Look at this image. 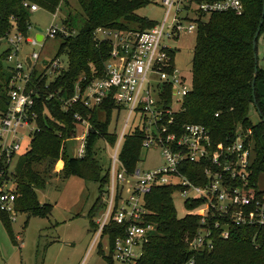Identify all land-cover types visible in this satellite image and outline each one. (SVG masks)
<instances>
[{"label":"built area","instance_id":"2783aa9c","mask_svg":"<svg viewBox=\"0 0 264 264\" xmlns=\"http://www.w3.org/2000/svg\"><path fill=\"white\" fill-rule=\"evenodd\" d=\"M157 1L166 11L162 22L152 29L96 30V40L112 46L110 58L102 74L97 71L82 74L75 83L73 95L67 98L64 88L53 90L58 77L68 69L62 67L60 57L44 63L42 53H28L25 47L41 45L44 48L48 39L57 35L66 38L75 32H70L64 23L60 27L52 24L41 33L36 30L35 35H31L32 27L27 36L14 29L0 40V44L5 42L7 46L5 62L13 74L8 111L0 116L1 210L15 213L16 191L5 185L6 177L12 175L9 168L22 149L21 131L35 129L34 135L39 130L37 108L45 99L59 100L66 112L78 105L100 110L112 101L118 115L123 112L127 115L115 146L104 140L112 163L111 183L106 196V214L97 232L108 242L109 264H140L144 247L157 232L156 225L146 221L149 211L145 198L162 186L175 187V194L196 211L200 228L187 239L190 250L196 253L213 250L217 233L221 239H228L233 227H264V192H259L250 181L255 160L253 143L248 142L252 131L245 133L240 128L234 139L215 143L204 125L187 124L179 128L174 115L183 110V101L190 94L192 83L188 84L181 76L173 51L166 43L181 34L197 33L199 24L212 15H242L244 4L242 0ZM24 7L30 13L40 9L30 2H25ZM57 15L58 10L54 20ZM38 34L43 36L41 42L36 38ZM51 77L54 79L50 80ZM43 80L46 83L41 88ZM176 104H179L177 110ZM75 117L81 122L82 130L80 139L74 138L77 143L74 154L83 158L92 125L90 118L85 119L79 113ZM133 118L137 120L135 128L145 131L143 151L160 150L163 164L150 171L137 168L129 174L119 154L126 135L131 132L127 130ZM193 165L197 168H191ZM129 177L135 178L136 183L131 186V196L120 205L124 192L121 182L129 185ZM110 222L124 227V233L117 235L112 243L108 236L103 237V230ZM183 264H195V260L191 258Z\"/></svg>","mask_w":264,"mask_h":264},{"label":"trees","instance_id":"16d2710c","mask_svg":"<svg viewBox=\"0 0 264 264\" xmlns=\"http://www.w3.org/2000/svg\"><path fill=\"white\" fill-rule=\"evenodd\" d=\"M263 1L242 0V15L216 14L199 24L193 56L192 90L183 101V110L174 115L179 128L187 124L206 126L215 143L234 139L240 128L245 133L252 131L248 142L253 143L255 160L250 181L256 188L259 175L264 173V70L258 69L253 89L257 66L253 40L260 24ZM25 2L36 4L54 15L63 0H0V40L14 29L25 36L29 34L31 13L24 7ZM78 3L86 17L83 25L74 35L66 38L57 35L61 44L56 57L67 55L68 69L58 77L53 90L64 88L66 98L73 95L75 83L82 74L96 71L102 74L104 64L110 58L112 46L96 40L97 29L145 31L158 24L138 14L150 5L148 0H78ZM63 23L70 32H75L72 16ZM129 24L137 27L131 28ZM263 30L264 25L261 33ZM6 57V52L0 55V116L8 111L13 75L5 65ZM172 57L174 59L173 53ZM36 78L37 74L34 80ZM45 83V80L41 82V88ZM254 108L259 111L261 121L258 124L250 119ZM115 109L112 101L100 110H88L78 105L67 112L57 99H45L39 105V130L12 174L17 185L15 214H27L29 218H49L52 215V206L41 204L37 192L46 188L53 168L62 160L65 162L62 178L79 177L99 184L100 196L89 213L92 226L96 231L99 229L93 219L103 207L102 196L109 192L111 174L108 171L103 175L95 147L101 139L111 147L117 143L119 135L117 130H112V123L115 113L117 122L120 115ZM103 111L106 118L101 121L99 113ZM77 113L85 119L90 118L92 125L83 158L74 154V138L82 130L81 122L75 117ZM144 138L145 131L137 127L123 141L119 159L129 174L134 173L141 162ZM71 141L74 145L68 148L66 144ZM191 168L197 167L193 165ZM176 191L173 186H162L145 198L149 211L146 221L155 224L157 232L144 247L140 264H183L191 258L195 264H264V227H233L228 239H221L216 234L213 250L199 253L190 250L187 239L198 232L200 221L196 215L178 217L173 200ZM0 220L15 242L11 217L1 210V206ZM123 233L124 227L110 222L103 230V237L108 236L112 243ZM99 252L104 254L101 245ZM104 258L108 264L111 262L105 254Z\"/></svg>","mask_w":264,"mask_h":264},{"label":"rangeland","instance_id":"374dc122","mask_svg":"<svg viewBox=\"0 0 264 264\" xmlns=\"http://www.w3.org/2000/svg\"><path fill=\"white\" fill-rule=\"evenodd\" d=\"M148 1L150 5L140 10L138 14L158 23L162 22L166 11L165 7L157 0ZM69 16H72L75 21L73 29L77 33L86 20L78 0H63L55 20L54 15L44 9L31 12L30 23L33 28L31 35L36 34L37 28L46 30L52 24L60 27L64 20H69ZM129 26L131 28L137 27L136 24H129ZM196 39V33H186L181 34L176 40L166 41L173 51L175 63L181 76L186 79L188 84L192 83V66ZM60 44L61 40L59 38H53L45 42L44 48L41 45H27L25 50L28 53L34 51L42 53L41 61L47 63L57 56ZM6 49L5 42H1L0 55ZM257 56L259 68L264 70V30L257 43ZM59 60L62 67L66 70L68 68L67 55H62ZM5 65L8 66L6 62ZM53 79L54 77L50 78V80ZM174 108L177 110L179 104H176ZM99 118L101 121H104L106 115L100 112ZM126 118L127 115L123 112L117 122L116 114L114 115L112 130H117L118 135L122 133ZM250 119L255 124L261 121L256 108L252 109ZM136 121L134 118L131 120L128 132L134 130L135 126H137ZM34 130L25 129L21 131L22 149L17 153L9 168L10 174L15 172L19 158L30 149ZM80 136L81 133L77 135V139H80ZM76 144L75 142V146ZM66 145L68 148L73 147L74 142H67ZM95 152L96 158L103 168L104 175L111 170L112 163L109 149L106 147L103 139L97 142ZM60 163L61 166H59ZM162 164L163 159L160 150L152 148L143 151L141 162L137 168L141 171H150ZM64 167L65 162L60 160L53 168L52 176L48 180L46 188L37 192L40 203L50 205L53 208L52 215L49 218H29L27 214H15L12 211L7 212L12 217L11 225L14 239H16L15 242L0 220V264H108L104 258V254L108 256L110 251L108 242L98 236V230H95L89 218V213L100 196V186L94 182H86L79 177L62 178ZM127 181H129V185H127V182H121L124 192L120 205L131 196V186L136 183V179L131 177L127 178ZM5 185L12 187L13 191L17 190L13 175L6 177ZM257 187L259 192H264V173L259 175ZM106 196V194L102 196L103 207L99 208L93 219V223L99 227V222L104 219L106 214ZM173 200L179 218L195 215L196 211L188 208L185 200L177 194H174ZM100 245L104 252L103 255L99 252Z\"/></svg>","mask_w":264,"mask_h":264},{"label":"water","instance_id":"95a60500","mask_svg":"<svg viewBox=\"0 0 264 264\" xmlns=\"http://www.w3.org/2000/svg\"><path fill=\"white\" fill-rule=\"evenodd\" d=\"M263 25H264V1H263V10H262V16H261L260 24H259V27H258L257 32L255 34L254 40H253V49L256 51L254 57L256 59V65H257L255 68V73H254V79H253V85H252L253 89L255 88L256 79L258 77V69H259L258 56H257V43H258L260 33H261V29H262ZM36 30L40 33L42 32V29H40V28H37ZM36 38L39 42H41L43 40V36L41 34H38ZM29 64H30V62H29ZM257 112L259 113L258 109H257ZM262 122L264 123V120Z\"/></svg>","mask_w":264,"mask_h":264},{"label":"crops","instance_id":"0c3cea01","mask_svg":"<svg viewBox=\"0 0 264 264\" xmlns=\"http://www.w3.org/2000/svg\"><path fill=\"white\" fill-rule=\"evenodd\" d=\"M258 66H259V63H258Z\"/></svg>","mask_w":264,"mask_h":264}]
</instances>
